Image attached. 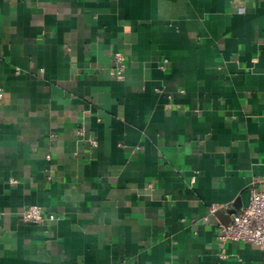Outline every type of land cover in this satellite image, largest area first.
Instances as JSON below:
<instances>
[{
  "label": "crops",
  "instance_id": "obj_1",
  "mask_svg": "<svg viewBox=\"0 0 264 264\" xmlns=\"http://www.w3.org/2000/svg\"><path fill=\"white\" fill-rule=\"evenodd\" d=\"M0 91V264H264V0H0Z\"/></svg>",
  "mask_w": 264,
  "mask_h": 264
},
{
  "label": "built area",
  "instance_id": "obj_2",
  "mask_svg": "<svg viewBox=\"0 0 264 264\" xmlns=\"http://www.w3.org/2000/svg\"><path fill=\"white\" fill-rule=\"evenodd\" d=\"M116 62V68L112 69V73L119 78H123L126 72L125 57L123 53L116 52L113 55ZM3 92L0 91V97ZM97 145V140H92ZM50 158V155H48ZM12 182L16 181L12 179ZM217 206L211 208V212L215 213ZM23 220L42 223L51 221L56 216L51 213L46 215L42 207L30 206L22 215ZM219 233L217 238L222 243L228 241H241L250 243L261 250H264V188L256 185L249 187V202L240 211L232 215L229 222H219Z\"/></svg>",
  "mask_w": 264,
  "mask_h": 264
},
{
  "label": "water",
  "instance_id": "obj_3",
  "mask_svg": "<svg viewBox=\"0 0 264 264\" xmlns=\"http://www.w3.org/2000/svg\"><path fill=\"white\" fill-rule=\"evenodd\" d=\"M238 209H239L238 206H236V209H234V212L236 213L238 211Z\"/></svg>",
  "mask_w": 264,
  "mask_h": 264
}]
</instances>
